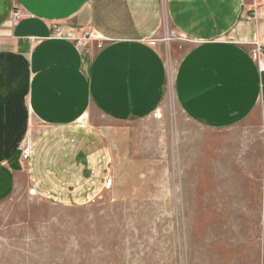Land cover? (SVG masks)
Here are the masks:
<instances>
[{"label": "crops", "instance_id": "0c3cea01", "mask_svg": "<svg viewBox=\"0 0 264 264\" xmlns=\"http://www.w3.org/2000/svg\"><path fill=\"white\" fill-rule=\"evenodd\" d=\"M254 2L0 0V200L22 180L57 202L101 188L108 144L87 121L96 113L123 123L160 107L164 24L188 43L173 77L188 119L220 129L263 115L264 72L250 57L254 42L264 51V23L247 19ZM84 30L91 39L80 49L73 39ZM32 121L41 127L33 137Z\"/></svg>", "mask_w": 264, "mask_h": 264}, {"label": "rangeland", "instance_id": "374dc122", "mask_svg": "<svg viewBox=\"0 0 264 264\" xmlns=\"http://www.w3.org/2000/svg\"><path fill=\"white\" fill-rule=\"evenodd\" d=\"M250 14L264 23V0ZM161 32L163 103L123 123L90 116L109 155L89 198L16 184L0 200V264H264V115L220 129L188 119L173 83L188 43L168 24Z\"/></svg>", "mask_w": 264, "mask_h": 264}, {"label": "built area", "instance_id": "2783aa9c", "mask_svg": "<svg viewBox=\"0 0 264 264\" xmlns=\"http://www.w3.org/2000/svg\"><path fill=\"white\" fill-rule=\"evenodd\" d=\"M19 16L18 12L14 13V19H17ZM251 15L247 17V19H252ZM91 39V32L84 30L82 31L79 37L74 38V43L78 48L85 47ZM250 57L256 63L257 69L260 73L264 72V51L262 46L259 45L258 42H254V48L250 52ZM264 115V114H263ZM32 145L28 144L26 147L23 148L22 157L23 159H27L30 155Z\"/></svg>", "mask_w": 264, "mask_h": 264}]
</instances>
